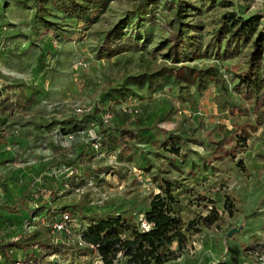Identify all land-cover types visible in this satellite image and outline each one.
<instances>
[{
	"label": "rangeland",
	"instance_id": "374dc122",
	"mask_svg": "<svg viewBox=\"0 0 264 264\" xmlns=\"http://www.w3.org/2000/svg\"><path fill=\"white\" fill-rule=\"evenodd\" d=\"M232 12L258 16L246 39L228 42ZM260 30L264 0H0V245H26L0 264H104L85 227L120 217L130 238L157 195L179 234L162 264L264 252V76L249 97L239 76ZM61 211L70 234L51 230Z\"/></svg>",
	"mask_w": 264,
	"mask_h": 264
},
{
	"label": "trees",
	"instance_id": "16d2710c",
	"mask_svg": "<svg viewBox=\"0 0 264 264\" xmlns=\"http://www.w3.org/2000/svg\"><path fill=\"white\" fill-rule=\"evenodd\" d=\"M164 3H174V0H161ZM231 21L230 26L227 27V40L238 41L239 39H246L255 27L258 20L257 15H250L249 17H234V13L228 17ZM225 35L221 32L217 35V41ZM264 31H258L252 40L249 50L247 67L239 74L242 91L249 97L252 83H256L259 79L258 69L261 68L264 76ZM169 47L174 53H180L184 46V39L178 30H172L168 36ZM230 40V41H229ZM108 47V42L105 43ZM194 70L192 68L182 76L184 79H190ZM254 107L258 108L263 104L264 91L255 99ZM139 133L134 128H121L117 130V140L123 152L131 150L129 140L138 137ZM174 141V139H172ZM171 146H174L173 143ZM177 151V149H174ZM145 219L152 222L153 225L148 231H142L138 228L132 233L130 238H122L119 235L118 228L122 225H127L122 222L120 217H101L93 219L81 234V240L92 244L94 247H85L83 250L86 254L97 252L104 264H113L114 260L119 257L125 259L127 264H162L169 260V253H171L166 244L171 239L179 235L176 230L177 221L170 215L167 207V200L160 195L155 196L150 202V209L144 215ZM128 226V225H127ZM175 231V232H171ZM17 247L25 250L26 245L21 242L11 241L0 245V248Z\"/></svg>",
	"mask_w": 264,
	"mask_h": 264
},
{
	"label": "built area",
	"instance_id": "2783aa9c",
	"mask_svg": "<svg viewBox=\"0 0 264 264\" xmlns=\"http://www.w3.org/2000/svg\"><path fill=\"white\" fill-rule=\"evenodd\" d=\"M101 142L97 138L93 141V145L97 147ZM153 223L141 218L138 222L139 229L142 231H148L152 227ZM52 232H58L62 234H70L72 232L71 219L67 212L61 211L57 214L56 218L51 222ZM79 244L84 247H94L92 244L86 243L82 240ZM219 264H264V252L258 253L251 261H232L222 260Z\"/></svg>",
	"mask_w": 264,
	"mask_h": 264
},
{
	"label": "crops",
	"instance_id": "0c3cea01",
	"mask_svg": "<svg viewBox=\"0 0 264 264\" xmlns=\"http://www.w3.org/2000/svg\"><path fill=\"white\" fill-rule=\"evenodd\" d=\"M12 121H13V118L12 117H9L8 119L5 120V122L8 123V124L11 123Z\"/></svg>",
	"mask_w": 264,
	"mask_h": 264
}]
</instances>
